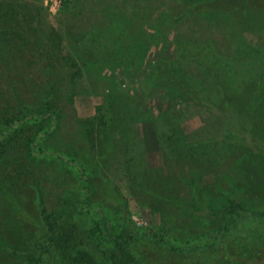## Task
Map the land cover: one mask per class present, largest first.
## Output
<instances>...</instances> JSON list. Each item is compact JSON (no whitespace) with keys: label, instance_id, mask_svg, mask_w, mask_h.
<instances>
[{"label":"trees","instance_id":"obj_1","mask_svg":"<svg viewBox=\"0 0 264 264\" xmlns=\"http://www.w3.org/2000/svg\"><path fill=\"white\" fill-rule=\"evenodd\" d=\"M61 1L64 26L55 29L37 7L0 0V204L7 206L1 213L5 217L0 221V251L19 258L15 264H43L26 249L33 237L20 225L36 218L64 264H199L203 259L264 264V209L247 205L239 185L229 183L230 192L221 190L216 210L217 202L204 195L201 162L206 147L244 130L241 139L251 144L252 154L259 158L255 164L264 171V144L260 150L254 144V139L264 141V137L252 131L254 125L262 129L260 121L264 124V12L254 16L246 6L239 9L238 2L229 0L210 7L224 17H209L205 9L199 10L198 0H188L194 4L186 5L177 19L164 22L163 29L195 12L222 31H240L244 41L234 47L213 38L183 39L175 58L161 57L149 67L152 89L168 101L166 114L154 117L144 105L146 98L115 86L107 88L102 95V147L96 145L92 122L84 121L82 141L87 148L83 151L60 134L78 84L87 79L89 59H98L103 67L124 62L132 73L140 70L152 37L138 27L93 24L78 34V22L103 14L96 9L101 3L96 0L94 8L82 0L71 11L73 0ZM123 1L117 9L118 17L124 14L125 20L129 0ZM209 2L213 4L206 0L202 6ZM28 56L37 60L47 84L38 83L41 75L25 83L23 60ZM46 56L51 66L45 65ZM25 90L29 100L23 98ZM196 115L203 124L187 132L188 120ZM138 123L151 126L156 147L167 151L172 173L144 166ZM111 162L119 165L121 182L154 215L160 232L130 227L127 201L107 174ZM235 172L240 174L241 169ZM101 188L113 193L117 206L99 200ZM184 188L190 195L205 196L200 207L181 197ZM210 212L220 219L219 228L204 225L206 231L198 235L192 227L178 224L183 215L204 218ZM14 217L22 222L15 225ZM181 230L191 234L185 242L161 234ZM168 254L180 257V262L170 256L165 259Z\"/></svg>","mask_w":264,"mask_h":264},{"label":"rangeland","instance_id":"obj_2","mask_svg":"<svg viewBox=\"0 0 264 264\" xmlns=\"http://www.w3.org/2000/svg\"><path fill=\"white\" fill-rule=\"evenodd\" d=\"M20 1L21 3H29L31 8L37 7V10L41 11L43 19L49 27L55 29L63 28L64 16L62 12L63 3L61 0ZM198 1L199 10L201 8L205 9V14H209V17H224L221 15V12L217 13V10H212L210 7L229 0H213V4L209 2L205 6H202V1L206 0ZM81 2L82 0H73L71 11L78 8ZM88 2L89 4L92 3V6L93 4H97L96 0H88ZM97 2L101 4H99L96 9L100 12L101 10L104 11L103 14L94 16V18H88L85 22H78L75 29L76 33L86 32L91 27V24L94 26H109L112 29L126 28L133 30L138 27L145 35L152 37V40L148 46L140 70L133 71L132 73L128 71L124 62H120L115 67H103L102 64L97 61L98 59H91V61L89 59V63L87 64V79H84L78 84L76 90L77 94L74 96L71 106L68 107V115L65 118V123L60 134L62 140H67L71 144L76 145L79 150L85 151L87 148L86 142L82 141L84 121L92 122V131L95 135L96 145L98 148L102 147V131L104 129L102 125V95L110 86H115L122 91H128L136 94V96L146 98V100L142 101L154 117L166 114L168 111V101L152 89L148 76L149 67L155 64L161 57L175 58L179 52L181 40L184 42L183 39L213 38L230 43L234 47H238L241 45V41H244L240 31H238V33L222 31V29L215 28L211 22H206V20L198 17V15L202 17L204 14H197L195 12L190 13L189 19H184L182 22L175 23L172 28L163 29L164 22L177 19L176 15L182 13L186 9V5L194 4V2H188V0H145L142 4L140 0H129V2H127L128 8L125 10V20L121 18L124 14L118 17L121 11L117 9H121L119 3L123 4L125 1L97 0ZM236 2L240 4L238 6L239 9H244L246 6L249 12H253L254 16L257 14L261 15L264 12V0H235V3ZM92 6L88 5V9L93 10L94 6ZM161 14H163V16H159ZM111 15H115V17ZM101 16L109 17L110 20L106 21L102 18H97ZM241 25L245 27L243 24ZM125 60L126 59L122 61ZM44 61L45 65L51 66L52 60L48 56L45 57ZM36 62L37 60L31 59L29 56L23 60V67L26 69H24L25 83L29 85V82L41 75L39 79H37L38 83L45 85L47 84V79L43 71H38L39 65L36 64ZM25 93L26 90L24 91V94ZM23 98L24 100H29L28 94H25V96L23 95ZM202 124L203 121L199 115H196L193 120H188L186 125L187 132L190 129L193 130L201 127ZM253 127L252 131L255 135L261 133L264 137V124L261 123V121L259 127L262 129L260 131L257 125ZM243 132L244 130L233 134L230 138L227 137L216 146H208L205 148V156L201 160L203 166L202 170L205 174L203 184L207 187V191L204 195L210 196L217 202L215 209L221 204V190H225L223 192L226 194L230 192L229 183L239 185L237 186L238 189L245 193L247 197V205L264 209V184L262 183L264 181V171L261 169V165L258 164V167L257 164H255L258 162L259 158L252 154L250 150L252 147L251 144L241 139ZM154 133L151 126L146 123H138L136 125V136L139 139L141 152L144 156L142 163L150 170L161 169L164 171L165 175H168L173 172L171 169V161L167 155V151L163 149L158 150L156 147ZM254 144L260 150L264 141L260 138H256L254 139ZM249 162H251V164ZM246 163H249L252 167L249 168L250 165ZM118 168L119 165L111 162L109 166L110 170L107 171V174L119 185L122 195L127 201L130 214V227L144 229L150 232H160L155 223L154 215L143 207L132 195L126 184L121 182ZM236 169H241V173H236ZM225 176H229L230 179H227ZM101 191L98 197L99 200H104L108 205L117 206V201L113 193L105 192L102 188ZM204 195L199 192L190 195L189 189L184 188L181 197L191 198L194 200L195 205L200 207V204L205 200ZM23 201L25 203V199ZM0 205L2 207L0 208V221H2L5 216L3 215L1 217V213L5 212L7 206L5 207L4 202H1ZM174 212L180 214L178 209H174ZM7 217L11 218V212L8 213ZM201 217L200 215H183L178 220V224L185 226L187 229L192 227L193 231L198 235L206 231L204 225L207 226L208 229L210 224L213 225L211 226L212 229L220 227V219H218V216L213 212L208 213L204 218ZM12 220L16 221L15 225L22 222V219H18V217H14ZM138 223H142V226H139ZM10 225L11 224L8 226ZM20 225H24V227L32 233L33 237L32 241L26 244V249L34 251V253L41 258L43 264H64L56 249L50 245L51 243L48 236H46L41 228V224L36 221V218L28 220L25 224L23 223ZM182 232L184 231L181 230V232L177 234L173 232H161V234L167 235V238L171 241L178 239L181 242H185L190 238L189 235L191 234L186 235L184 234L185 232ZM168 256L170 255H165V259L169 258ZM159 257H162V255L159 254ZM170 257L173 259L172 261L175 260V262H180V257ZM19 262V258L11 257L7 253L0 251V264H15ZM193 263L195 264L197 262L193 261ZM199 264H217V262L215 259H203Z\"/></svg>","mask_w":264,"mask_h":264},{"label":"built area","instance_id":"obj_3","mask_svg":"<svg viewBox=\"0 0 264 264\" xmlns=\"http://www.w3.org/2000/svg\"><path fill=\"white\" fill-rule=\"evenodd\" d=\"M139 226H142V223H138Z\"/></svg>","mask_w":264,"mask_h":264}]
</instances>
